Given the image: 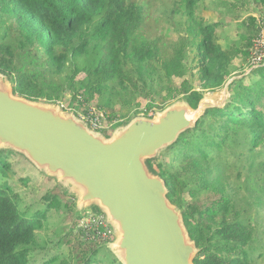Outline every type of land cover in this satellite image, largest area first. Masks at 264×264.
<instances>
[{
  "label": "trees",
  "instance_id": "16d2710c",
  "mask_svg": "<svg viewBox=\"0 0 264 264\" xmlns=\"http://www.w3.org/2000/svg\"><path fill=\"white\" fill-rule=\"evenodd\" d=\"M200 1L172 0L162 7L166 23L178 32L169 41L141 33L147 15L138 0H0V74L14 95L28 100L80 109L98 99L95 107L108 121L118 118L116 104L130 110L140 107L138 98L146 100L145 113L178 99L196 108L205 92L232 77L264 27V0H253L262 25L249 15L238 25L247 33L220 44V21L206 20L196 10ZM226 8L246 7L233 0ZM238 76L228 84L223 107L207 108L195 127L146 161L182 214L198 249L194 264H258L264 258V160L257 150L264 146V65ZM15 154L0 148V264L100 263L99 245L75 231L73 202L65 203L72 226L56 242L67 251L34 260L49 251L48 240L37 234L48 211L67 196L55 185L43 196V209L25 207L10 183ZM19 181L26 184L27 178Z\"/></svg>",
  "mask_w": 264,
  "mask_h": 264
},
{
  "label": "water",
  "instance_id": "95a60500",
  "mask_svg": "<svg viewBox=\"0 0 264 264\" xmlns=\"http://www.w3.org/2000/svg\"><path fill=\"white\" fill-rule=\"evenodd\" d=\"M203 97L196 108L182 100L155 119L130 120L105 139L55 103L14 95L0 74V148L78 190V210L96 203L118 235L112 250L120 264H194L198 249L182 214L146 161L195 127L210 108Z\"/></svg>",
  "mask_w": 264,
  "mask_h": 264
},
{
  "label": "rangeland",
  "instance_id": "374dc122",
  "mask_svg": "<svg viewBox=\"0 0 264 264\" xmlns=\"http://www.w3.org/2000/svg\"><path fill=\"white\" fill-rule=\"evenodd\" d=\"M138 1H140V3L144 5L147 15V19L145 21L144 26L141 29V33L147 37L161 35L165 39L169 41H173L176 38L178 32L175 30L173 25L166 23L164 15L163 13H161L162 7L165 6L166 8H168L171 5L172 0H138ZM231 1L233 0H201L200 2H198V6L196 7V10L199 11V13L202 16H204L206 20L213 23L220 21L219 26L216 27V30L221 34L219 43L225 46L229 39L238 40L240 38V35H243L244 32L247 33L245 29L244 30L242 29L243 27L238 28L239 22L245 19L247 16L252 15L253 17H256L257 25H259V27L262 25V21L260 20L258 10L257 8H255L256 4L253 0H241L246 8L245 9L240 8V11L238 10V12L227 10L226 3H229ZM236 15H239L241 19L240 18H239L240 20L238 18L236 19ZM178 20L179 19L176 18V21ZM178 28L179 27H176V29ZM250 55H251V49H249L248 55L244 60L238 59L236 63L237 70L232 73V77L226 83H228L230 80H233L235 78H239L240 76H238V73L240 72H243V75L249 73L248 66L250 63ZM258 74H260L259 71L253 72L249 76V78L254 79ZM175 82L178 83L179 80L176 79ZM194 86L196 90H201L197 81H194ZM203 95H204L203 100L207 102L206 105L207 106L209 105V107L211 106L223 107L230 99V93L227 89V84L218 90L207 91ZM97 101L98 99H94L93 101H90L87 104H83L80 109H76L70 106H69L70 108H65L66 103L63 101L55 102V104L59 105L66 112H73L79 119H81L79 117V114L81 116H85L86 115L85 113L87 112L89 107L98 109L95 107ZM137 101H139L141 104L140 107H137L138 110L143 111L146 105V100L143 98H138ZM181 102L182 100L178 99L169 102L167 105L171 106L173 104L181 103ZM137 108L132 107L129 110L126 109L125 107L121 108L119 104H116L113 107V111H115L118 114V118H115L111 121H108V118L104 119V124L102 125V127L104 128L101 129L100 132L102 133V136L105 139H110L115 132L113 129H115V127H118L116 130L123 128L126 125L125 123L128 119L129 121L140 117L155 119L162 111L154 107L151 110H149L147 113L143 111L140 112L139 114L132 116L133 112ZM106 116L108 117V115ZM85 118H87V116H85ZM257 150L260 151L259 153H261V159L264 160V146L263 145L258 146ZM10 162L12 165V171L14 173L10 183L12 187H14L15 191L18 192L20 195H22L24 206L30 208V210L34 211L37 209H43L46 206V202L43 196L49 190L53 189L55 185L59 186L63 194L67 196L65 199L59 201L58 208L51 207L50 210L48 211L46 216L47 221L43 226L44 229L38 232L37 234L40 237H43L46 240H48L49 251L45 252V254L38 253L37 255H35L34 260L41 258H50L57 254L58 256H60L59 255L61 254L60 252L64 253L67 251V249L65 248L64 245L60 248L57 247L56 242L60 238V236L63 235L65 231L69 230L70 227L72 226V219L66 218L67 208L65 206V203L73 202L75 204L74 216L80 215L81 210H78V208L76 207L79 198L78 190H76L66 182L65 183L60 182L56 176H51L44 171H40L33 164H31L24 156L18 153H16L15 156L10 158ZM21 178H27V183L21 184L19 181V179ZM88 205L89 206L86 209H90V210H93V208L97 206V204L94 202ZM99 213L102 214L105 219V215L101 211H99ZM261 218L263 223L262 230H264V213L261 215ZM107 226L110 230L111 235L109 239L98 244L99 250L97 253V258L100 260L103 259L98 264H120L116 260L114 252L112 250V244L115 242L118 235L116 231L112 233V229L109 227L108 224ZM75 231H77V223H76ZM258 264H264V258H261Z\"/></svg>",
  "mask_w": 264,
  "mask_h": 264
},
{
  "label": "built area",
  "instance_id": "2783aa9c",
  "mask_svg": "<svg viewBox=\"0 0 264 264\" xmlns=\"http://www.w3.org/2000/svg\"><path fill=\"white\" fill-rule=\"evenodd\" d=\"M262 64L264 65V27L252 42L248 71ZM85 114L87 118L80 114L79 117L88 124L90 129L101 132V129L104 128L102 127L104 119H107L105 112L89 107ZM77 231L81 234L82 240L96 244L109 239L111 235L103 215L90 209L80 212L77 220Z\"/></svg>",
  "mask_w": 264,
  "mask_h": 264
}]
</instances>
